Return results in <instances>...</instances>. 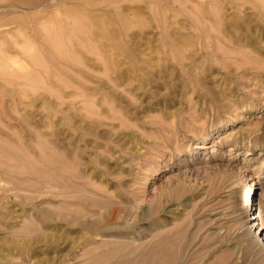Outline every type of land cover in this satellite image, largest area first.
Returning a JSON list of instances; mask_svg holds the SVG:
<instances>
[{"label":"rangeland","instance_id":"rangeland-1","mask_svg":"<svg viewBox=\"0 0 264 264\" xmlns=\"http://www.w3.org/2000/svg\"><path fill=\"white\" fill-rule=\"evenodd\" d=\"M263 217L264 0H0V264H264Z\"/></svg>","mask_w":264,"mask_h":264},{"label":"bare ground","instance_id":"bare-ground-1","mask_svg":"<svg viewBox=\"0 0 264 264\" xmlns=\"http://www.w3.org/2000/svg\"><path fill=\"white\" fill-rule=\"evenodd\" d=\"M247 201H248V199H247ZM246 202V201H245ZM247 203V202H246ZM257 204V203H256ZM246 205V204H245ZM250 206V205H249ZM262 216H263V213L261 212L260 213V215H257V217L255 216L254 217V220H257L258 221V219L259 218H261L262 219ZM264 218V217H263ZM263 220V219H262ZM257 221L256 222H254L253 221V223L254 224H252V226H251V228H254V226H256L257 224ZM263 222V221H262ZM261 221H259V224L261 223V224H263ZM259 224H258V226H259ZM260 224V225H261ZM251 225V224H250ZM262 226V225H261ZM260 227V226H259ZM250 229V228H249ZM254 230V229H253ZM256 233H257V231H256ZM258 234V233H257ZM261 235H263V234H261ZM136 254H134L133 256L131 255L130 257H128V258H123L122 260H118L119 262H116L117 260H115V259H110V260H108L107 262L108 263H122V262H129L130 264H144V263H146V262H148V259L145 261V262H143V258L142 257H140V256H135Z\"/></svg>","mask_w":264,"mask_h":264}]
</instances>
